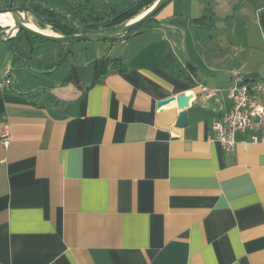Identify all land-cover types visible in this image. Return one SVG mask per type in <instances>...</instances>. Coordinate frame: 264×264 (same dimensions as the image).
Returning a JSON list of instances; mask_svg holds the SVG:
<instances>
[{
  "label": "crops",
  "instance_id": "obj_1",
  "mask_svg": "<svg viewBox=\"0 0 264 264\" xmlns=\"http://www.w3.org/2000/svg\"><path fill=\"white\" fill-rule=\"evenodd\" d=\"M262 13L264 0H173L143 32L70 50L60 78L0 44V264H264V129L237 131L229 154L212 132L228 90L264 74L200 43L222 24L260 31ZM100 58L120 62L94 83ZM181 95L183 110L157 107Z\"/></svg>",
  "mask_w": 264,
  "mask_h": 264
},
{
  "label": "trees",
  "instance_id": "obj_2",
  "mask_svg": "<svg viewBox=\"0 0 264 264\" xmlns=\"http://www.w3.org/2000/svg\"><path fill=\"white\" fill-rule=\"evenodd\" d=\"M11 0H0V8L8 7ZM25 1V0H22ZM156 0H34L33 12L44 20V23L33 22L40 31L56 35L71 36L111 30L136 18L146 11ZM156 17V16H155ZM155 17L132 31L126 37L143 32ZM107 18L111 22L102 24ZM264 30V13L261 14ZM113 41H116L113 40ZM111 41V42H113ZM7 46L12 48V64L22 65L37 73L51 74L58 68L67 72L70 49L61 45L34 39L23 32H18ZM57 49H56V48ZM59 50V52H58ZM61 50V52H60ZM56 58V61L54 59ZM120 59L100 58L94 63V83L117 67ZM40 66V67H39ZM42 68V69H39ZM257 77H244L242 82L256 80ZM43 88H36L26 94L29 101L37 99Z\"/></svg>",
  "mask_w": 264,
  "mask_h": 264
},
{
  "label": "water",
  "instance_id": "obj_3",
  "mask_svg": "<svg viewBox=\"0 0 264 264\" xmlns=\"http://www.w3.org/2000/svg\"><path fill=\"white\" fill-rule=\"evenodd\" d=\"M171 1L173 0H156L146 11H144L139 16L111 30L87 34H75L71 36H61L50 34L37 29L33 22H40L43 24L44 20L33 12L31 6L34 3V0H11L8 7L0 8V15L8 14L12 20L11 25L4 26L0 24V44H3L6 47L9 41L14 38L18 32H23L34 39L59 45H73L76 43L84 42H111L115 39H123L132 31L151 21ZM113 20L114 18H107L101 23L104 24ZM30 25H33L34 27H36V29L31 28ZM7 49L10 52L12 51V48L9 46H7ZM189 100L190 96L181 95L177 97H170L158 102L157 107L161 108L173 101H176L178 109L183 110L188 106ZM186 123V114L184 111H181L178 114L177 125L183 127L186 125Z\"/></svg>",
  "mask_w": 264,
  "mask_h": 264
},
{
  "label": "built area",
  "instance_id": "obj_4",
  "mask_svg": "<svg viewBox=\"0 0 264 264\" xmlns=\"http://www.w3.org/2000/svg\"><path fill=\"white\" fill-rule=\"evenodd\" d=\"M6 79L1 85L9 84ZM0 85V86H1ZM204 99L212 98L217 90L199 87ZM228 98L233 106L229 113L223 115L212 125L213 140L217 141L226 154L235 147L234 135L237 131H257L264 129V80L256 79L238 82L228 90ZM253 140H256L253 137ZM10 136L7 125L1 133V144L7 148Z\"/></svg>",
  "mask_w": 264,
  "mask_h": 264
},
{
  "label": "rangeland",
  "instance_id": "obj_5",
  "mask_svg": "<svg viewBox=\"0 0 264 264\" xmlns=\"http://www.w3.org/2000/svg\"><path fill=\"white\" fill-rule=\"evenodd\" d=\"M231 21H233V19H231ZM230 21V23H231ZM229 23V22H228ZM221 27H225L224 31L223 30H211V28L208 30L207 34L210 35V37L212 36L213 38V43H209V44H205L207 42L206 38L204 36L201 37V44L202 45H209V47L211 48H218L222 50V56L225 59L228 58H232L233 59V63H237L239 61V59L243 58H247L250 59V66H254L257 69L262 70L263 74H264V30L262 27L260 28V31L254 30L253 26L251 23H249L247 26H245L246 28H244L241 25H238L237 27H234V29H232L231 25L230 27L227 24H222ZM229 27V28H227ZM226 28L228 30H226ZM47 33H49L48 31H46ZM223 33V38H221V40H223V45L221 44V42L217 41L216 39H219V37L221 36V34ZM237 39L238 43H232V45L227 42H229V40L227 41V39ZM89 43V44H88ZM100 43V42H99ZM91 45L93 44L92 42H84V43H76L73 45H61L60 47L64 48V49H75L76 47H78L79 45ZM56 48V47H55ZM58 48V47H57ZM56 48V49H57ZM208 48V47H207ZM7 49V48H6ZM8 50V49H7ZM59 52V50H58ZM61 52V50H60ZM8 53L11 55V52L8 50ZM239 56V58L237 57ZM12 57V55H11ZM54 61H56V58L54 59ZM40 67V66H39ZM30 71H33L29 68H27ZM42 69V68H39ZM54 77L55 78H60L61 77V71L60 70H55L54 71Z\"/></svg>",
  "mask_w": 264,
  "mask_h": 264
},
{
  "label": "bare ground",
  "instance_id": "obj_6",
  "mask_svg": "<svg viewBox=\"0 0 264 264\" xmlns=\"http://www.w3.org/2000/svg\"><path fill=\"white\" fill-rule=\"evenodd\" d=\"M0 24L1 25H4V26H6V25H11L12 24V20H11V18L9 17V15L8 14H1L0 15ZM30 27L31 28H33V29H36V27H34L33 25H30Z\"/></svg>",
  "mask_w": 264,
  "mask_h": 264
}]
</instances>
